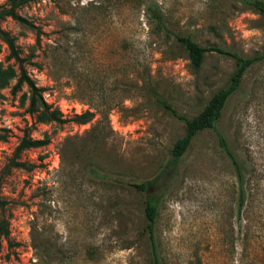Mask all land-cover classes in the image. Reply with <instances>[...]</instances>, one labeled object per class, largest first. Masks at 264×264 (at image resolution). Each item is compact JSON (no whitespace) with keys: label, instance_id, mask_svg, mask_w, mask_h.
<instances>
[{"label":"rangeland","instance_id":"obj_1","mask_svg":"<svg viewBox=\"0 0 264 264\" xmlns=\"http://www.w3.org/2000/svg\"><path fill=\"white\" fill-rule=\"evenodd\" d=\"M151 2L167 29L147 11ZM19 13L34 27L11 17L1 26L67 120L37 122L23 101L26 86L0 88V197L10 221L0 264H149L150 195L162 264H264V59L177 164L171 149L185 121L152 94L197 116L230 83L236 60L213 51L195 67L175 36L254 57L264 54V15L243 0H38ZM9 55L1 42L0 63L18 69ZM89 109L91 122L72 121ZM26 130L49 143L22 153L31 170H8ZM217 130L245 165L240 211V182ZM94 161L105 179L91 176ZM129 180L153 183L146 191Z\"/></svg>","mask_w":264,"mask_h":264},{"label":"trees","instance_id":"obj_2","mask_svg":"<svg viewBox=\"0 0 264 264\" xmlns=\"http://www.w3.org/2000/svg\"><path fill=\"white\" fill-rule=\"evenodd\" d=\"M38 0H6V3L0 7V43L4 42L8 45L10 49L9 57L13 59L18 65V69L13 64L4 65L0 63V88H6L12 86V91L17 92L27 87V91L23 94L24 103L27 101V112L34 116L35 121L41 123H64L66 118L63 116L61 110L58 107H54L51 103L47 102L44 97V87L39 86L28 74L24 61L25 59L21 56L18 46L16 44V39L8 31L2 28L1 21L7 17H11L18 22L28 25L31 28L34 27L26 18H24L20 13L19 9L30 2ZM244 3L250 5L259 13L264 15V0H243ZM147 11L150 13L151 17L156 21L158 25H161L163 28L167 29L165 24V18L163 11L158 7L157 3L151 2L147 5ZM177 42L184 48L187 52L191 63L195 67L201 66L205 55L208 52H217L219 54L230 56L236 60L237 68L231 77L230 83L225 87L216 92L213 97L209 100L208 104L204 109L195 117L189 118L185 115L179 114L177 110L170 105L166 99L153 91L152 94L155 96L157 101L164 107L169 110L173 115L178 116L180 119L185 121L186 124V133L179 138L173 148L171 149V161L174 164H177L183 155L188 150L194 137L202 130L208 128H215L216 123L219 120L222 111L227 103L229 97L240 88L242 79L247 71V69L257 62L264 59V54L254 56V57H245L239 55L227 48L216 46V45H201L196 42L191 35H176ZM14 81L13 85H11ZM96 116V112L91 109L86 110L80 114L75 115L72 118V121L77 124H87L91 122ZM217 136L219 145L225 151L227 156L233 163L236 176L240 182V189L238 195V210L240 211L244 202H245V190L243 188L245 173V165L243 162L239 161L235 152L230 147L224 134L217 130ZM6 137L0 135V140L5 139ZM49 143V138H34L31 133L26 130L24 135L21 137L19 143L14 149L13 155L10 158L6 168L10 170L11 168H24L31 170L33 164L28 163L21 159L22 153L33 147L44 146ZM91 176L93 178L105 179L107 173L104 172L102 166L95 161L92 164V169L90 170ZM153 181H147L142 184H137L132 180L125 181V184L135 186L140 190L148 189L149 185ZM8 201L0 197V239H8L10 236V221L5 216L4 211L6 209ZM145 212L147 216L146 232L151 245L152 250V259L149 264H162L159 256L157 243L155 238V223L157 220L158 213V199L154 195H150L145 203ZM37 246V245H36Z\"/></svg>","mask_w":264,"mask_h":264}]
</instances>
